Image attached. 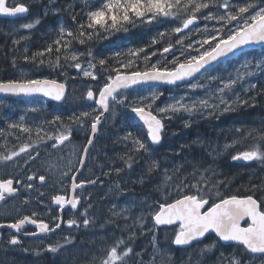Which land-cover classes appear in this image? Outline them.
I'll return each instance as SVG.
<instances>
[{
  "label": "snow or ice",
  "instance_id": "snow-or-ice-1",
  "mask_svg": "<svg viewBox=\"0 0 264 264\" xmlns=\"http://www.w3.org/2000/svg\"><path fill=\"white\" fill-rule=\"evenodd\" d=\"M56 0H49L52 5ZM88 10L84 12L86 19H79V13H72V21L77 25L73 30L68 28L63 21L60 22L58 36L48 46L40 52H34L31 56L27 54V46L24 49L22 59L25 62L45 64V53L49 56L55 51L56 53H64V61L71 63H62L60 55L56 56L55 61L48 60V64L53 70L63 68H74L77 75L84 78H91L92 81H98L100 72L97 71V63L101 66L103 73H106L102 86L96 88L92 85L88 86L85 98L92 101L89 110L72 112L65 118L61 115H55L51 120H45L36 126L38 140L32 144H24L19 151H13L10 155L0 156V160L12 161L14 157H19L21 153L25 154L29 161L35 162L39 158V151L36 155H32L29 149L36 150L39 143H47L54 141L51 145L52 149H58L65 142H70V138L74 128L87 129L90 123V134L87 136V143L83 145L82 153L77 157L79 167H73L71 163L67 170L60 173L57 181L62 187L61 191L65 194H55L51 196L53 205L58 206L60 215L53 216L49 223L38 219V213L33 211L31 215H23L16 218L12 222H0V229H10L7 243L11 246H17L22 243L20 235L25 225H34L35 231H23L26 237H37L40 233H55L60 229L62 224H66L69 229L74 226L80 227L78 221L73 218L63 219V211L66 206L74 211H79L78 205L83 199L82 194H77V189H83L85 184H96V180L89 179L87 181L79 180L78 173H82L86 166L87 157L94 146L95 137L98 132V126L103 124L106 119V113L116 116L117 109H124L142 121V126L147 129V135L134 134L127 131L123 137L119 139L131 143L129 152L120 158L124 160L125 165L131 169L135 163L134 155L141 153H151V145H159L164 137V119L171 118L169 114L187 112L213 115L217 112L234 111L237 106H246L254 104L255 96L242 98L236 92L237 87L243 89V93L247 95L257 89V84L247 81L248 77L255 75V70L264 72V57L259 60H245L234 72H230L227 76L213 75L212 66L215 62L222 58L228 57L230 54L242 50L245 46L264 43V0H100L98 6L92 7V0H81ZM72 5L68 6L71 10ZM207 9L205 13L203 10ZM215 9V11H213ZM223 9V13H220ZM53 13H57L60 9H52ZM29 12V6L24 0H0V14L9 17H17L19 14ZM48 14V8L45 9V15ZM168 17L173 21L180 23L170 31L180 34L175 43L180 45L177 50L173 44L160 50L161 58L166 60L165 54H171L172 59L166 60L161 65L160 59L151 62L156 52L150 54L145 53L143 57L139 54L145 52L143 48L133 49L129 51L131 57L137 60L143 59L145 62L144 70L121 71L132 68L134 61L129 59L125 62H118L119 66L111 68L105 67L108 63L106 58H100L97 61L96 55L91 49L87 53V66L82 65L85 53L74 48L75 43L81 45L86 44L93 39L107 38L113 32L127 31V26H136L137 23L152 24L157 22L159 17ZM200 19L205 21L216 20L219 27L209 29L207 24L201 30L196 27V22ZM40 23V18L36 17L33 21L23 23L20 28L23 30H32ZM192 26V27H190ZM185 30H188L185 33ZM195 30L205 34L202 40L192 41L187 45L184 40ZM12 44L19 45L22 41L30 39L28 35H20L15 38L16 30H13ZM161 37L164 32L159 33ZM157 40L153 38L152 44H156ZM198 44L199 47H193ZM177 51L179 54H177ZM120 53H115V57H119ZM39 58V59H38ZM12 66L16 67V57H12ZM169 65H171L169 67ZM115 73L113 75L112 73ZM67 76V72H62ZM203 76L206 82L197 79ZM75 79V77H73ZM148 82H159L168 85H178V83H187L188 92L179 97H172L171 103L165 102L163 107L157 106L158 99L163 95L160 91H151L147 95L137 94L132 96L129 92L135 85L146 84ZM245 84L247 86L245 87ZM197 90H204L205 96L191 99L190 103L185 100L191 93ZM0 93L11 94L14 96H35L41 95L62 104L67 100L66 84L58 82L55 79L48 78H32L27 74H21L17 78L0 80ZM235 96V100L231 96ZM35 111V109H32ZM24 117L20 118V122L9 123V128H19L21 132H31V128L23 123ZM60 125L64 128L59 135H53L48 132L43 125ZM188 126V122H185ZM240 132V129L236 130ZM255 131V130H254ZM43 132L44 135H40ZM251 136V132L248 133ZM151 142V143H149ZM238 141L234 140L233 145ZM232 145H225V148ZM233 161H259L264 164V132H258L257 143L252 145L250 149L238 151L232 157ZM52 165H49L51 168ZM160 168L159 161L153 156L149 162L147 172L151 174ZM179 170V169H177ZM47 171V169H46ZM113 169L103 173L110 175ZM115 173L119 175L123 169L115 168ZM210 169H205L204 173L194 182L186 183L182 180L175 187V198L173 194L168 193L167 199L157 201L154 204H148V214L151 218V228L148 232L152 235L153 253L150 260H145V251L136 252L130 241L136 238V226L141 229L140 234H144L146 227L144 221L145 216L139 215L135 217L134 225L125 224V230H129L127 239L123 237L117 239L110 247L103 250L99 264H128L131 257H136L135 264H167L163 255H158V230L161 226L172 227L171 243L176 246L189 247L193 244H200L209 237H213L212 243L205 244L199 249L201 257L205 253H212L219 249L215 264H245L244 254H250L253 261L261 258V264H264V201H258L253 195H222L221 187H227L224 181L218 179H208L206 173ZM167 173V169H165ZM71 178L70 191H67L66 181ZM144 174H141L140 183H144ZM39 180L40 186L48 181V176L39 172H32L24 178L10 177L7 179L0 178V201L6 198L19 195L21 188L34 190L36 180ZM187 179V178H185ZM79 180V182H77ZM19 186V187H18ZM252 189L258 186L253 184ZM119 188V185H117ZM215 190V191H214ZM42 197L44 192H40ZM170 201V202H169ZM29 203L26 198L23 201ZM43 203V201H39ZM49 207V211L52 209ZM92 207L89 204V208ZM117 206H113L110 210L114 217H123L125 220L129 218L130 209L128 207L116 210ZM80 216L83 217L82 223L88 228L94 221L89 219L88 209H84ZM242 221L244 222L242 224ZM14 233V234H13ZM65 245L71 244L73 238L65 236ZM57 243L55 246L48 244L46 250L50 253H57L63 247ZM225 246L231 247L232 252L223 251ZM27 251V249H25ZM39 254V253H37ZM200 264V261H197Z\"/></svg>",
  "mask_w": 264,
  "mask_h": 264
},
{
  "label": "trees",
  "instance_id": "trees-1",
  "mask_svg": "<svg viewBox=\"0 0 264 264\" xmlns=\"http://www.w3.org/2000/svg\"><path fill=\"white\" fill-rule=\"evenodd\" d=\"M99 3L100 0H92L91 6H98ZM69 5H72L71 10L68 9ZM35 6L37 8H35ZM46 8L49 9L47 15H45ZM52 9H60V11L53 13ZM87 10L88 9L85 8L81 0H56L52 5L47 4L46 0H36L34 5L29 6L27 17L16 20L0 18V80L16 78L12 77V74L20 67L27 70L29 73L28 76L32 78H51L56 79L58 82L68 81V70L70 68L53 70L47 62L48 60L55 61L56 56L60 55L62 63H71V61H64L63 51L59 54L53 51L51 56L45 53L43 59H45L46 62L43 65L30 61L25 62L22 56L24 55L26 46L29 56L34 52L43 51L48 44L57 38L61 21H63L68 28L75 30L77 25L72 21V13H79L80 15L78 18L83 20L86 19L84 12ZM203 11L206 13L208 10L205 9ZM213 11H215V9H213ZM36 17L40 18V23L37 24L34 29L16 32L15 35L16 39H18L20 35H28L30 39L22 41L19 45H13L12 39L14 37L11 35V33H13V29H11L13 25L31 22L33 18ZM179 23L180 21L178 20L173 21L171 18L161 16L158 18L157 22L152 24L146 25L137 23L136 26L128 25L127 31L113 32L110 36H107V38H103L102 36L100 39H93L83 45L75 43L74 48L85 53L83 58L84 61L88 59L87 53L88 50L91 49L96 55L97 61L100 58L107 59L108 63L105 66L107 68L113 66L118 67V62L126 63L129 59H132L134 61L132 68L128 70L121 69V71H143L145 66L144 60L142 58L137 60L135 57H131L129 51L143 48L145 52L139 54L141 57H143L145 53L150 54L156 52L157 55L152 57L151 62H156L157 59H160L161 65L165 64L166 60L170 59V56L166 57V60L161 58L160 50L168 46L169 43L173 44L175 48L180 47V45L175 43L180 34L170 31ZM203 23L209 22L203 19L198 20L199 25ZM209 24L216 25L217 23L215 20H211ZM161 32L165 33L163 37L159 35ZM153 38L157 40L156 44H152ZM187 42L188 40L185 39L184 44L186 45ZM115 53H120L121 55L115 57ZM260 53H264V48L256 51H247L234 60L220 64L213 68L212 71H224L225 66L233 65L241 58ZM13 56L16 57V67L12 66L11 61ZM170 66L171 65H169V67ZM97 67L101 69L98 63ZM65 71L67 72V76L61 74ZM112 74L115 75L114 72ZM101 75L105 80L106 73L102 72ZM250 82L257 84V89L255 91L245 95L243 89L237 87L236 92L245 99L248 98V96H255L256 101L254 104L237 106L234 111L229 112V115L224 116L221 120L206 118L199 123L188 125L187 127L183 124H178L179 132L173 134L171 138L167 137V129L169 126L165 125L164 137L160 146H151V153L134 155L139 175L133 177L132 180L131 178L129 179L128 185H131L129 188L131 193L141 198H147L152 204L167 199L168 193H172V198H175L174 192L177 184L182 180L186 183L194 182L201 176V173H204L205 169H210V171L206 173L208 179L222 180L227 184V187L220 188L222 195H253L257 200L260 201L261 198H263L264 201V164L259 161L239 164L231 158L238 151L250 149L252 145L257 143L258 132H264V77L262 74H259L256 78L252 77ZM165 90L169 89L165 88ZM235 98L234 96L232 100H235ZM90 105L91 104H88L87 106L89 107ZM71 110H77V108L68 105L63 110H59V113H71L73 112ZM63 117L65 118V122H67V116ZM14 118V115H12L10 119L6 121H18ZM49 118V120H51V115ZM108 129V137H112L114 140L112 147L116 148V146L119 147V145H121L124 150L126 148L125 142L121 141L118 143L116 140L118 136L123 137L129 130L134 134H143L144 137L147 135L146 131L141 126L133 122L130 112L124 109L120 112L118 120L112 123ZM181 129L183 132H180ZM237 129L241 131L237 132ZM249 132H251V136H248ZM234 140L238 142L233 145ZM116 142L117 145L115 144ZM225 145H232V147L226 149ZM129 146L130 142H128V147ZM153 156L159 161L160 168L149 174L147 168ZM133 166L130 169L131 171L134 170ZM125 167L128 169L124 163V168ZM165 169H167V173H165ZM141 174L145 176L144 183L142 184L139 182ZM253 184H256L258 187L252 189L251 186ZM99 225L103 226L106 224L100 223L98 226ZM110 226L111 225L108 227ZM158 233H160V229ZM141 238L142 237H138L140 243H142ZM147 238H143V245L146 247L145 250L143 249L146 253L144 256L146 261L152 258L153 253L148 254L151 245H149V239ZM212 240L213 237H209L202 243L193 244L185 249L173 247L170 241L169 244H167V256H163L167 264H197V261H200V264H215L217 256L219 255V249L212 253H205L203 257H201L199 252L200 248H203L205 244L212 243ZM158 244H161L159 239ZM140 250L141 248L139 251ZM223 251L230 253L232 252V248L225 246ZM156 259L159 261L160 254L157 255ZM243 259L247 263H256L258 260V258H256L253 261L250 254H244ZM135 260L136 257L129 258L128 264H135Z\"/></svg>",
  "mask_w": 264,
  "mask_h": 264
},
{
  "label": "rangeland",
  "instance_id": "rangeland-1",
  "mask_svg": "<svg viewBox=\"0 0 264 264\" xmlns=\"http://www.w3.org/2000/svg\"><path fill=\"white\" fill-rule=\"evenodd\" d=\"M36 0H24L28 6L34 5V2ZM47 4H49V0H46ZM9 3H11V0H9ZM35 8H37L35 6ZM49 10V9H48ZM220 13H223V9L219 10ZM37 16V15H35ZM35 18H33L34 20ZM32 20V21H33ZM211 22V21H207ZM217 23V21L215 20ZM209 23H203L201 25L197 24L196 27H199L201 30L204 29L205 25L207 24L209 29H212L213 27H219V24H209ZM13 30H16V32L26 31L20 28L19 24H14ZM186 31L185 33H187ZM205 38V34L203 31L196 32L195 30L192 31L190 35L187 36L188 43H191L192 41L196 40H202ZM193 47H199L198 44H193ZM177 50L180 49L176 48ZM177 54L179 52L177 51ZM172 59L171 54L165 55V57H169ZM264 57V53L255 54L248 57L241 58L238 62L234 63L230 66H225L224 71H212L213 75H220L223 74L227 76L230 72H234V70L239 67L245 60H259L260 58ZM83 61V62H82ZM82 65L87 66L86 61L82 60ZM97 71L102 74V69L97 67ZM69 77L68 81H65L66 85L68 86V95L67 100L63 105H59L58 107H55L58 111L63 110L66 106L70 105L71 107L79 108L80 106L85 107V110H89V107L87 106L88 103L85 100L86 92L88 90V86L92 85L96 88L102 86L104 82V77L100 74L98 81H92L91 78H84L82 75H77L76 70L74 68H70L68 70ZM21 74H27L29 75L27 70H24L22 68H18L14 71V74H12V77H19ZM259 74L264 77V72H261L260 70H255V75L252 76L253 78H256L259 76ZM10 77V76H9ZM75 77V79H73ZM252 77H248L247 81H251ZM51 79V78H48ZM197 79H200L202 82H206L204 80L203 76H198ZM56 80V79H55ZM247 86V84H245ZM166 87L163 86H155V87H148L144 89H139L137 91H131V95L135 96L137 94H143L147 95L151 91H160L163 93V95L158 99L157 106L163 107L165 105V102L171 103L172 97H179L183 95L185 92H188L187 83H184L183 85L175 88H167L169 90H165ZM204 90H197L195 93H191L190 96L185 100V103H190L191 99H195L196 97H203L205 96ZM234 98V95L231 96V99ZM87 104V105H85ZM92 105V104H91ZM9 104H4L0 102V119L4 118V121L7 120V112L12 109ZM32 109H35V111H32ZM8 110V111H7ZM19 112L17 113L19 116L23 113L24 120L23 122H43L44 120H49L50 115L53 114L58 115V111L51 106H48L45 102H38L34 103L30 106H21L19 107ZM82 110V111H85ZM7 111V112H6ZM54 111V112H53ZM53 114H52V113ZM119 112H122V109L116 110V116L113 117L111 114L109 116V119L107 121V124L111 122H115L114 120L119 117ZM231 112V111H229ZM229 112H217L213 115H208L207 113L200 114V113H193L189 114L187 112H179L174 114H169L171 118L166 117L164 119V124L169 126L167 129V137L171 138L173 137V134L176 132H179L178 130V124L185 125V122H188V125H192L195 123H199L202 120L206 118H213L215 120H221L224 116L229 115ZM15 117V116H14ZM40 118V119H38ZM109 128V127H108ZM106 128L103 132L104 136V146H105V152L100 155L101 160H98V157L94 164H91V171L98 172V174L95 176L93 175L92 179H98V182L96 183V187L91 190L89 193L91 194V198L89 200V204L92 205V207L88 209V215L89 219L94 221L88 228H85L83 226L81 236L79 240H75L74 245H71L68 247L63 254L60 253L62 258L60 259L61 264H67V261H70L71 264H99L100 258L103 255V250L110 247L117 239L123 237L124 239H127L129 235V230H125L124 225H134L135 223V217L139 215L145 216V229L144 234L141 235L138 226H136L135 230L137 232L136 238L130 243L135 247L136 252H140L143 249L145 250V245H143L144 237L149 239V245H151V248L149 249L148 254H151L153 252L152 247V235L148 232V229L151 228V218L148 214V204H152L151 201H149L147 198H141L134 193H131L129 190L131 185H128L129 179H133V177L139 175V170L137 167V163H133V171H131L129 168H124V160L121 159V156H124L125 159L126 153L129 152V149L131 148V143L129 147H126L125 150L121 145L116 146V148L112 147V143L114 142L112 137H108L109 135V129ZM199 131V130H197ZM180 132H183L181 129ZM120 135V134H119ZM121 136H118L116 138L117 142H121L119 139ZM117 142L115 143L117 145ZM123 145V144H122ZM154 147V146H153ZM115 168H122L123 171L117 175L114 171ZM110 169H113L110 175H104L103 173L109 172ZM131 171V172H130ZM139 179V177H138ZM117 185H119V188H117ZM135 185V184H132ZM117 206L116 210H119L124 207H128L130 209L129 218L125 220L123 217H114L112 215V212L110 210L113 209V206ZM106 224L103 226H98V224ZM111 225L110 227H108ZM158 234V239L160 240L161 244H158V254L167 256L168 247L167 244L171 241L172 238V227H162L160 228V233ZM138 237L141 238V242H139ZM138 240V242H137ZM173 246V244H172ZM141 250L139 251V249ZM65 256V257H63ZM245 264H261V259H258L256 263H247Z\"/></svg>",
  "mask_w": 264,
  "mask_h": 264
},
{
  "label": "flooded vegetation",
  "instance_id": "flooded-vegetation-1",
  "mask_svg": "<svg viewBox=\"0 0 264 264\" xmlns=\"http://www.w3.org/2000/svg\"><path fill=\"white\" fill-rule=\"evenodd\" d=\"M0 102L9 104L13 107L9 111L7 110L8 112L6 111V116L7 119H10V117L14 115V119L18 120L16 122H20V118L24 115L23 113L21 116L17 114L20 113L19 107L26 105L30 106L38 102L47 103L42 100L23 101L3 98H0ZM47 105L51 106V108L55 109V111L57 110L55 107H58V105L55 103H47ZM85 109V107H82L71 111L79 112ZM71 113L62 112L60 114L58 111V115L60 114L61 116H68ZM110 114L111 113H107L106 119H104L103 124L98 130L94 146L91 147V151L87 157L86 166L83 168L82 173L77 174L79 176V180L87 181L92 179L94 174L95 176L98 174L96 171L92 173L90 167L91 164H94L97 157L100 161V155L105 152L103 132L113 123L110 121L107 124ZM53 116H55V114L51 116V119ZM117 120L118 118L114 121ZM16 122L4 121V118L0 119V156L10 155L13 151L18 152L22 145L26 143L32 144L33 141L38 140L35 129L36 126L40 125L42 122H23L26 126L32 129L31 132L28 133L21 132L19 128L8 127L9 123ZM43 127L53 135H59V133L64 130V128L60 125L53 126L44 124ZM89 134L90 123L87 129L74 128L70 142H65V144L60 146L58 149H52L51 145L54 141H47L46 144L43 142L39 143L35 151L31 148L29 149L34 156L36 155V151H39V158L34 163L29 161L28 164H25L24 161L27 157L23 153H21L19 157H14L12 161L0 160V178L7 179L14 176L24 178L32 172H39L40 174L48 176V181L43 186H40V182L37 179L34 190L21 188L19 195L6 198L5 201H0V222H12L16 218L22 217L23 215H31L33 211H36L39 214L37 218L44 220L45 223H49L53 216L60 215L61 212L59 211L58 206L53 205L51 202V196L55 194H65L64 191H61L62 186L57 182L60 178V173L67 170L70 163L73 167H79L77 157L82 153V146L87 143V136ZM40 135H44V133L41 132ZM49 165H52V167L49 168ZM79 180L77 182H79ZM70 184L71 178L69 177L66 181L67 191H70ZM96 186V184L86 183L83 189H77V194H82L83 196L81 203L78 205L79 211H74L70 208V206H66V209L62 213L64 220L69 218L76 219L80 225L78 229L75 226L69 229L66 224H62L61 228L57 229L55 233H40L37 237H26L23 235V231H35L36 229L34 225H25L21 234H19L22 243L17 246H11L7 243L10 238L9 233L13 232V230L7 228L0 229V264H61L60 259L62 256L60 253L62 252L65 254L64 251L71 245H74L76 239H80L83 228V217L80 216V213H82L84 209L89 206V200L91 198V194L89 192ZM40 192H44L45 195L41 197L39 195ZM26 198L29 200V203L25 204L23 201ZM39 201H43V203H40ZM260 201H263V198H261ZM45 204L50 206L52 209L51 212L49 211V207H45ZM65 236H71L73 238V242L65 245L63 239ZM57 243L64 245L57 253H50L46 250V246L48 244L55 246ZM25 249H27V251H25ZM67 264H71V262L67 261Z\"/></svg>",
  "mask_w": 264,
  "mask_h": 264
},
{
  "label": "water",
  "instance_id": "water-1",
  "mask_svg": "<svg viewBox=\"0 0 264 264\" xmlns=\"http://www.w3.org/2000/svg\"><path fill=\"white\" fill-rule=\"evenodd\" d=\"M6 2L9 3V0H6ZM27 16H28V13H26V14H19L17 17H9V16H5L3 14H0V18L8 19V20H16V19H20V18H25ZM197 24H198V21L196 22V25ZM190 27H192V26H190ZM186 31H188V30H185V32ZM262 48H264V43L254 44V45H250V46H245L242 50H239V51L235 52L234 54H230L228 57L222 58L220 61L215 62L213 64V66H212V69L215 68V67H217V66H219L220 64H222V63H224L226 61H230V60H234V59L238 58L239 56H241L242 54H244L247 51H250V50L256 51V50H260ZM165 55H169V54H165ZM183 84L184 83H178V85H168V84L159 83V82H148L146 84L135 85L129 91H132V90H135V89H138V88H148V87H155V86H163V87H166V88H175V87H179V86H181ZM66 92H67V87H66ZM0 97L1 98H5V99H14V100H23V101L45 100V101H47L49 103H56V104H58L57 102L51 101L50 99H48L46 97H43L41 95H35V96H14V95H11V94L0 93ZM85 100L89 104L93 103L92 101H88L86 98H85ZM59 105H61V104H59ZM105 115H107V113ZM131 115H132L133 121L135 123H137L139 126H141L146 131V133H147V129L142 126V121H139V119L135 116V114H132L131 113ZM103 122H104V120H103ZM100 126H98V130H99ZM164 130H165V128H164ZM97 135H98V132L96 134V137H97ZM96 137H95V140H96ZM149 143H151V142H149ZM160 144L159 145H152V146H160ZM236 162L239 163V164H245V163H248V162H251V161H243V160H240V161H236ZM243 223L244 222L242 221V224ZM162 227H166V226H161V228ZM167 227H171V226H167ZM173 247L178 248V249L188 248V247H182V246H176V245H173Z\"/></svg>",
  "mask_w": 264,
  "mask_h": 264
},
{
  "label": "bare ground",
  "instance_id": "bare-ground-1",
  "mask_svg": "<svg viewBox=\"0 0 264 264\" xmlns=\"http://www.w3.org/2000/svg\"><path fill=\"white\" fill-rule=\"evenodd\" d=\"M61 83H64V82H61ZM66 84V83H65ZM66 87H67V94H68V86L66 85ZM1 98V97H0ZM3 99H5V98H3ZM79 108H82V106H80Z\"/></svg>",
  "mask_w": 264,
  "mask_h": 264
}]
</instances>
